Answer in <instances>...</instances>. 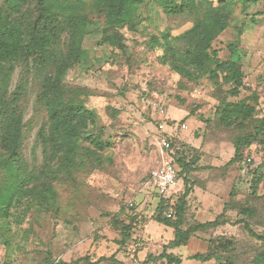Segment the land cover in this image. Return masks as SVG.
<instances>
[{
  "label": "rangeland",
  "instance_id": "374dc122",
  "mask_svg": "<svg viewBox=\"0 0 264 264\" xmlns=\"http://www.w3.org/2000/svg\"><path fill=\"white\" fill-rule=\"evenodd\" d=\"M226 1L229 25L213 41V48L221 59H229L227 44L241 29L238 51L245 77L236 96L226 94L229 86L211 79L181 76L169 63L161 61L165 45H152V37L162 41L164 34L169 43L180 47L184 33L203 16L204 9L198 5L193 11L174 15L164 11L160 0H142L132 24L119 28L123 48H111L104 39L102 15L88 16L87 33L82 42L84 55L68 69L63 82L80 91L78 98L95 112L102 138L110 143L103 152L110 161L80 176V194H74V189L66 185H57L62 210L54 218L49 213L26 210L24 204L20 205L18 210L24 209L26 214L15 226L18 234L10 251L12 264H57V261L70 262L83 256L95 260L111 255L134 263L135 252L130 247L119 248L116 234L108 227L109 217L124 206L128 211L143 212L140 224L148 225L151 236L171 238L172 230L153 219L158 197L150 184H146L151 171L165 157L160 144L164 138L180 146L187 161L196 158V169L188 175L191 182L188 206L195 216L201 201L206 203L197 213L198 220L214 218L222 211L224 203L229 202L226 210L229 223L218 229L220 241L227 244V255H236V264H249L256 250L264 248V243L235 222L243 217L255 233H264V146L252 141L244 147L241 162L225 166L234 154L233 138L239 133H248L250 127L244 126L241 130L242 127L221 125L216 112L221 100L237 101L256 93L257 102L250 99L247 102L255 105L256 118L262 116L264 0ZM47 71L48 68H44L37 73L31 66H18L9 82V92L20 83L25 87L21 104L24 120L32 128L27 131L24 150L28 162L35 160L34 136L45 119V112L36 106L35 97L39 77ZM113 109L118 111L116 116H112ZM36 158V162L41 159L39 152ZM255 169L261 180L251 188ZM179 187H183L182 181ZM70 200L74 201L72 205ZM241 207L251 208L252 214H238ZM139 230L136 226V236ZM190 243L189 247L180 248L181 253L199 251L202 246H207V250L209 246L195 238ZM216 246L215 241L210 244L212 250L222 251ZM7 251L0 243V264ZM188 262L200 264L196 259ZM100 264L115 263L103 261Z\"/></svg>",
  "mask_w": 264,
  "mask_h": 264
},
{
  "label": "trees",
  "instance_id": "16d2710c",
  "mask_svg": "<svg viewBox=\"0 0 264 264\" xmlns=\"http://www.w3.org/2000/svg\"><path fill=\"white\" fill-rule=\"evenodd\" d=\"M168 14L180 15L193 11L196 6L204 9L201 19L182 36L183 42L177 47L169 43L166 35L152 37V45L163 44L161 61L169 63L178 74L188 78H208L220 85L229 86L227 95L236 96L242 86L245 72L239 62V42L241 29L234 40L227 44L229 59H221L213 48V41L229 25V4L226 0H160ZM142 0H0V243L8 250L2 264H12L10 251L14 249L17 224L22 222L24 208L35 209L56 217L62 210L57 185H66L80 194L79 178L92 169L102 167L109 158L103 155L110 143L102 138L97 126L96 114L88 109L78 98L80 91L64 84L63 79L70 67L79 62L84 55L82 42L87 33L89 15L103 16L104 39L111 48H123L119 28L132 24ZM61 43L59 44V40ZM170 62H169V61ZM18 66L33 67L37 73L48 68L39 77L36 106L45 112V119L34 136L32 154L35 160L25 158L26 135L31 126L24 119L25 87L18 84L13 92L8 91L14 69ZM258 95L253 93L247 99L237 101L221 100L217 114L219 124L224 126H249L248 133H239L233 139L234 154L225 166L242 161L244 147L258 141L264 146V107L262 116L255 117ZM264 103V80L262 95ZM118 111L112 110V116ZM168 154L177 170V183L171 190L174 196V215H164L165 202L158 197L153 219L172 229L173 237L162 246L161 252L154 256L148 251L146 259L135 264H149L164 260L166 264H180L181 259L171 249L186 245L197 233L206 235L209 244L204 253H195L187 258L199 261L216 260L221 264H236V255H227V244L221 242L218 228L228 224L226 210L229 202L224 203L222 211L212 220L200 222L189 209L188 195L191 192L189 173L196 169V158L187 161L180 146L170 139ZM84 142H88L85 144ZM264 151V148H263ZM39 152L41 159L36 162ZM253 185L256 187L261 177L253 170ZM150 174L146 184L150 183ZM183 182V187L179 183ZM72 191V190H71ZM74 201H69L73 204ZM71 204V205H72ZM65 206V205H64ZM131 210V209H130ZM238 214L251 215L252 209L241 207ZM124 216V217H123ZM142 221L141 212L124 206L121 211L109 217L108 227L116 234L117 244L127 249L135 242V227ZM236 224H242L248 234L264 243V233L258 234L243 217ZM217 243L211 249L210 244ZM141 247L140 245L136 247ZM231 251V249H228ZM125 264L115 255L100 256L95 260L87 256L73 261H57V264H100L101 262ZM249 264H264V248L256 250Z\"/></svg>",
  "mask_w": 264,
  "mask_h": 264
},
{
  "label": "crops",
  "instance_id": "0c3cea01",
  "mask_svg": "<svg viewBox=\"0 0 264 264\" xmlns=\"http://www.w3.org/2000/svg\"><path fill=\"white\" fill-rule=\"evenodd\" d=\"M201 201V200H200ZM202 203H201V206L198 208V210L195 212V218L197 217V213H198V211L199 210H201V209H204L205 208V204L203 203V201H201ZM208 203H211V200L210 201H208ZM141 214H143V212H141ZM197 219V218H196ZM213 219V218H212ZM212 219H209V220H205V221H210V220H212ZM198 220V219H197ZM198 221H200V220H198ZM205 221H200V222H205ZM144 222V221H143ZM160 224V223H159ZM148 225L147 224H143V225H141V224H138L137 225V227L140 229L139 231H138V234H137V236H138V239L137 240H135V242L134 243H132L131 245H129V247H130V250H132L133 252L135 251V249H136V247L137 246H141V247H139V248H137V250H136V252H135V259H134V263H133V261H130L128 258H121V257H118L117 256V258L119 259V260H122L125 264H135V263H137V262H142V261H144L145 259H146V256H147V252L148 251H150V252H152L153 253V255L154 256H156V255H158L160 252H161V250H162V246L160 245V244H165V243H167L170 239H172V237L171 238H168V239H165V238H162V237H159V236H156V237H153V236H151V234L149 233V230H148V227H147ZM164 226V225H163ZM146 227V228H145ZM164 227H166V226H164ZM141 228H145V229H141ZM166 228H169V227H166ZM171 229V228H170ZM219 229V228H218ZM172 230V229H171ZM146 233V234H145ZM172 233H173V231H172ZM143 235V236H142ZM155 235H158V234H155ZM141 237H143L144 238V241H141ZM146 238V239H145ZM192 238H195V239H198V240H200V241H202V242H204L206 245H207V243L205 242V239L207 238V236L206 235H202V234H200V233H197V235L196 236H192L190 239H189V241H188V243L186 244V245H182V246H179V247H177V248H174V249H171V250H169L168 252H172V253H174L176 256H178L180 259H181V262H180V264H189L190 262H188L189 261V258H187V257H189V256H191V255H193V254H195V253H204L205 251H206V247L205 246H202L201 247V250H199V251H196V250H192V251H187V252H185V251H183L182 253H181V251H180V248L181 247H189L190 246V242H191V239ZM139 239H140V241H139ZM143 240V239H142ZM140 243H139V242ZM161 242V243H160ZM189 249H191V248H189ZM149 264H166L165 262H164V260H156V261H154V262H151V263H149ZM200 264H216L215 262H214V260H207V261H200Z\"/></svg>",
  "mask_w": 264,
  "mask_h": 264
},
{
  "label": "built area",
  "instance_id": "2783aa9c",
  "mask_svg": "<svg viewBox=\"0 0 264 264\" xmlns=\"http://www.w3.org/2000/svg\"><path fill=\"white\" fill-rule=\"evenodd\" d=\"M161 148L165 150V157L160 162V164L154 168L150 173V186L152 187L154 194L162 197L164 199H168L165 202L167 206L164 210V215L167 218H171L174 215V208H172L174 204L175 197H171V190L177 183V170L173 162L171 161L170 155L168 154V149L170 148L169 141L164 138L161 141ZM163 153V151H162ZM250 161V159H248Z\"/></svg>",
  "mask_w": 264,
  "mask_h": 264
}]
</instances>
